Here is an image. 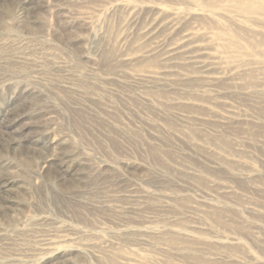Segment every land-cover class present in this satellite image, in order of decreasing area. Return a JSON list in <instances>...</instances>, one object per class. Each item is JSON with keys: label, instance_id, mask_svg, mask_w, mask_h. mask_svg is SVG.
I'll use <instances>...</instances> for the list:
<instances>
[{"label": "rangeland", "instance_id": "1", "mask_svg": "<svg viewBox=\"0 0 264 264\" xmlns=\"http://www.w3.org/2000/svg\"><path fill=\"white\" fill-rule=\"evenodd\" d=\"M244 3L0 0V264H264Z\"/></svg>", "mask_w": 264, "mask_h": 264}, {"label": "bare ground", "instance_id": "2", "mask_svg": "<svg viewBox=\"0 0 264 264\" xmlns=\"http://www.w3.org/2000/svg\"><path fill=\"white\" fill-rule=\"evenodd\" d=\"M243 9L246 12H258L263 10L264 0H244Z\"/></svg>", "mask_w": 264, "mask_h": 264}]
</instances>
